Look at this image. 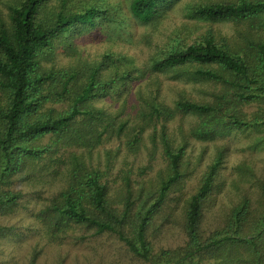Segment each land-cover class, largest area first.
Instances as JSON below:
<instances>
[{
    "label": "trees",
    "instance_id": "16d2710c",
    "mask_svg": "<svg viewBox=\"0 0 264 264\" xmlns=\"http://www.w3.org/2000/svg\"><path fill=\"white\" fill-rule=\"evenodd\" d=\"M54 1L0 0V220L27 208L21 185L59 177L57 192H35L42 204L33 216L47 244L112 236L138 264H264V175L253 163L235 167L238 199L223 223L203 226L226 145L215 144L183 202L182 242L155 246L172 222L163 215L198 171L197 142L254 132L251 147L264 148V0L192 5L191 17L231 24L233 34L209 28L191 41L177 31L144 62L121 52L93 57L79 41L126 31L131 21L154 23L177 0H128L127 13L121 1ZM162 76L214 89L209 98L182 91L169 101ZM145 79L130 100V83ZM124 93L117 111L97 105ZM142 151L147 164L136 165ZM19 233L0 221V240ZM37 256L35 249L31 264Z\"/></svg>",
    "mask_w": 264,
    "mask_h": 264
},
{
    "label": "rangeland",
    "instance_id": "374dc122",
    "mask_svg": "<svg viewBox=\"0 0 264 264\" xmlns=\"http://www.w3.org/2000/svg\"><path fill=\"white\" fill-rule=\"evenodd\" d=\"M102 1H109L112 5L121 1L123 11L128 12V0ZM208 1L218 0H177L172 8L168 9L164 16L154 23L144 25L131 21L125 26L126 31L119 32L122 33L120 36L118 32L110 37L97 35L79 41V44L87 54H91L93 57L105 52H121L135 57L139 62H144L157 51V45L164 44L177 31L182 32V36L191 41L209 28L232 35L234 27L231 24H212L199 21L190 16L192 5ZM55 2L57 1L55 0ZM59 62L67 64L70 59L63 57V59L60 58ZM161 79L164 85L162 93L169 98V101L182 91H186L195 98H209V92L214 89L208 83L190 82L185 84L170 80L165 76H162ZM147 84L146 79L130 83L128 86L130 100L135 99L134 96L137 95L139 88L145 87ZM145 91L147 92V90ZM125 97L128 98L127 93H124L120 99L107 98L101 100L97 105L109 111H117ZM256 136L257 134L254 132H235L214 142H197L192 149V157L193 160L200 157L198 171L188 179L185 189L177 193L180 196L174 198L171 202L174 211L171 209L170 212L168 211L163 215L165 218L168 216L172 222H169L164 231L157 235L155 239L157 242H155L156 247H161L160 245L171 247L182 242V234L177 221L180 217L183 202L198 187L202 171L213 158L215 144L228 146L229 153L218 179L220 191L216 193L214 201L206 208L203 226L205 231H210L223 223L224 215L229 206L238 199L236 197L238 193L232 187V182L236 177L235 167L240 162L247 160L258 167V172L264 175V148L254 150L251 147ZM111 146L116 147L117 144L108 145L107 147ZM146 155V151H142L135 160L136 165H146ZM44 181L34 186L21 185L20 188L26 192L24 200L26 203H24L27 208L23 207L17 214L0 220L5 225L16 226L21 229V233L13 239L0 240V264H31L35 249L38 251V256L34 264H138L130 259V255L126 252L122 243L112 236H103L96 239L88 238L82 243H79L78 239L69 237L62 244H47L40 235L39 229L41 226L33 216L38 208L36 202H40L39 199H36L35 192L47 197L62 187L63 180L59 177H53ZM40 204H42V200ZM204 264L211 263L205 262Z\"/></svg>",
    "mask_w": 264,
    "mask_h": 264
}]
</instances>
